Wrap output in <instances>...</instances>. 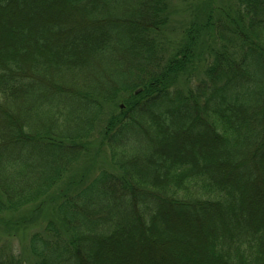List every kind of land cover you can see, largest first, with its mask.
I'll return each instance as SVG.
<instances>
[{"label":"trees","instance_id":"16d2710c","mask_svg":"<svg viewBox=\"0 0 264 264\" xmlns=\"http://www.w3.org/2000/svg\"><path fill=\"white\" fill-rule=\"evenodd\" d=\"M172 12L0 0V264H264V0Z\"/></svg>","mask_w":264,"mask_h":264},{"label":"rangeland","instance_id":"374dc122","mask_svg":"<svg viewBox=\"0 0 264 264\" xmlns=\"http://www.w3.org/2000/svg\"><path fill=\"white\" fill-rule=\"evenodd\" d=\"M170 1L173 9L172 12L173 28H170V30H168L167 39L170 43L171 50H174L176 42L181 37L182 25L185 22L189 21L191 17H195L196 13L199 11V7L203 5L204 0H170ZM216 1L220 2L221 0L220 1L216 0ZM101 128L102 127H99L94 134V139L96 136V139L98 141H99V137H97V134H100L99 132L101 131ZM106 158L104 159L105 162H106ZM99 159L103 160V158H99ZM97 169H95V171ZM4 227L5 226L0 223V252L4 247L5 248L8 247L10 249L16 250L17 252H20L24 256H27L28 251L26 248L25 241H26V237H28L29 231H25V230L16 231L14 228H4Z\"/></svg>","mask_w":264,"mask_h":264}]
</instances>
